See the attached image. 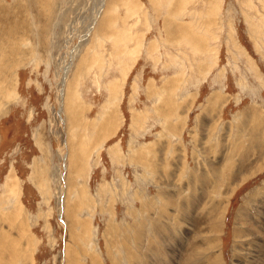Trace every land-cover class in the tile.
<instances>
[{
	"label": "rangeland",
	"instance_id": "374dc122",
	"mask_svg": "<svg viewBox=\"0 0 264 264\" xmlns=\"http://www.w3.org/2000/svg\"><path fill=\"white\" fill-rule=\"evenodd\" d=\"M0 34V264H264V0H0Z\"/></svg>",
	"mask_w": 264,
	"mask_h": 264
},
{
	"label": "bare ground",
	"instance_id": "6f19581e",
	"mask_svg": "<svg viewBox=\"0 0 264 264\" xmlns=\"http://www.w3.org/2000/svg\"><path fill=\"white\" fill-rule=\"evenodd\" d=\"M104 1V0H103ZM101 5H103V4H101ZM99 6H100V4H99ZM6 24V23H5ZM8 24V23H7ZM3 27V26H2ZM2 31H1V34H2V32H3V29H1ZM0 34V35H1ZM3 38V37H2ZM4 39V38H3ZM2 40V39H1ZM14 42V41H13ZM5 43V42H4ZM10 44V43H9ZM0 45H1V43H0ZM11 46V45H10ZM12 47V46H11ZM10 47V48H11ZM0 50H1V47H0ZM3 50V49H2ZM4 51V50H3ZM73 60V59H72ZM71 63V62H70ZM68 68V67H67ZM68 70V69H67ZM67 70H66V72H67ZM66 78H67V76H66ZM64 84H65V78L63 79V86H64ZM62 95H63V93H62ZM63 99V98H62ZM63 101L65 102V100L63 99ZM64 102H62V105H64ZM63 107V106H62ZM252 116H253V114H252ZM252 118H254V117H252ZM250 120H251V118H250ZM256 120V119H255ZM252 121V120H251ZM253 122V121H252ZM255 123V122H254ZM257 124V123H256ZM255 124V125H256ZM255 125H253V126H255ZM264 124H262V126H263ZM255 128V127H254ZM257 131V130H256ZM253 132V131H252ZM252 132H251V134H252ZM255 137V136H254ZM256 138V137H255ZM72 147V146H71ZM75 147V146H74ZM73 148V147H72ZM73 161V160H72ZM71 165V168H72V163L70 164ZM11 184V183H10ZM16 209V208H15ZM19 209V208H18ZM15 211V210H14ZM18 212H19V214H17V217H21L22 216V211L21 210H18ZM16 213V212H15ZM12 216V215H11ZM7 217V216H6ZM13 217H15V216H13ZM2 218H4V217H2ZM8 218H9V216H8ZM5 219V218H4ZM1 220V219H0ZM18 220V219H17ZM10 221V220H9ZM12 221V220H11ZM21 221V220H20ZM3 222V219L1 220V223ZM4 222H5V220H4ZM9 223V222H8ZM19 223V222H18ZM12 224V223H11ZM20 225V228L22 229V226H23V224L21 225V224H19ZM14 227V226H13ZM18 228V227H17ZM19 230V229H18ZM24 230V229H23ZM25 232V231H24ZM26 233V232H25ZM24 233V234H25ZM0 234H2L1 232H0ZM4 234H6V233H4ZM4 234L3 235H0V262H1V260H3V258H4V255L6 254V256H7V261L6 262H8L9 260H11L12 258H13V255L10 253V251H9V248H10V246H5L4 245V242H5V240L3 239V238H5V236H4ZM7 234H9V233H7ZM18 234V233H17ZM21 236V235H20ZM24 238V237H23ZM8 240V239H7ZM12 242V241H11ZM6 244H7V242H6ZM14 244V243H13ZM12 244V246H14ZM26 245V244H25ZM9 251V252H8ZM9 256H10V258H9ZM3 263H4V261H3Z\"/></svg>",
	"mask_w": 264,
	"mask_h": 264
},
{
	"label": "crops",
	"instance_id": "0c3cea01",
	"mask_svg": "<svg viewBox=\"0 0 264 264\" xmlns=\"http://www.w3.org/2000/svg\"><path fill=\"white\" fill-rule=\"evenodd\" d=\"M215 98H216V100H217V99H219V97H218V96H216ZM213 100H214V98H213ZM255 115H256V114H255ZM257 115L261 116L260 114H257ZM135 117H137V116H134L133 118H135ZM136 124H137V123H136ZM79 159H82V160H84V155L80 154V155H79ZM79 159H77V160H76V161H77V163H78Z\"/></svg>",
	"mask_w": 264,
	"mask_h": 264
}]
</instances>
